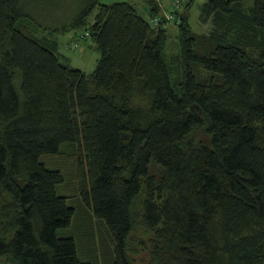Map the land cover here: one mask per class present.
Segmentation results:
<instances>
[{"label": "trees", "instance_id": "1", "mask_svg": "<svg viewBox=\"0 0 264 264\" xmlns=\"http://www.w3.org/2000/svg\"><path fill=\"white\" fill-rule=\"evenodd\" d=\"M24 2L0 0V256L264 264V0H206L204 33L185 2L163 13L145 0L144 16L90 0L47 27ZM170 9L179 56L167 63ZM75 28L100 53L90 73L47 35Z\"/></svg>", "mask_w": 264, "mask_h": 264}, {"label": "rangeland", "instance_id": "2", "mask_svg": "<svg viewBox=\"0 0 264 264\" xmlns=\"http://www.w3.org/2000/svg\"><path fill=\"white\" fill-rule=\"evenodd\" d=\"M89 1L90 0H25L24 4L25 9L37 18L44 27H47L62 24L66 19L70 20L71 16L74 18L86 8ZM117 1L124 0H100L101 3H112ZM133 1L139 13L146 16L148 10L145 0ZM170 1L173 2L172 0H162L165 9H167V5ZM188 1L189 0L185 1V3L179 7L180 12L188 14L189 23L194 32H206L210 27V23H203L199 18L202 6L206 0H194L191 5L187 6L186 3ZM95 13L96 11L88 16V24L92 23ZM173 14L174 22L170 21L167 25L168 39L164 47V57L167 63L175 61L179 56V42L177 39L179 20L176 19V13ZM80 34L84 36L82 39H79ZM47 35L58 41V52L62 56L61 59L67 61L71 67L81 69L87 73H90L95 69L100 53L94 41L87 35L85 28H75L65 33ZM76 40L78 41V47L72 48L71 45H74L73 41ZM74 162V159L56 156L52 158L50 164L55 166L61 165L66 172H71L73 175ZM109 245L110 249V247H112L110 242ZM136 246L138 248V244ZM95 248L98 252L102 251L99 246H96ZM82 249L85 248L83 247ZM0 264H8L7 259L0 256Z\"/></svg>", "mask_w": 264, "mask_h": 264}, {"label": "built area", "instance_id": "3", "mask_svg": "<svg viewBox=\"0 0 264 264\" xmlns=\"http://www.w3.org/2000/svg\"><path fill=\"white\" fill-rule=\"evenodd\" d=\"M186 0H174V4L175 5H180L182 2H185ZM171 7V6H170ZM174 8V7H173ZM172 9V8H171ZM170 9V12L169 13H167L166 15H165V18H166V20L167 21H173L174 20V14H173V12H172V10ZM160 20V18L159 17H156V18H154V19H151V22L152 23H157L158 21Z\"/></svg>", "mask_w": 264, "mask_h": 264}, {"label": "crops", "instance_id": "4", "mask_svg": "<svg viewBox=\"0 0 264 264\" xmlns=\"http://www.w3.org/2000/svg\"><path fill=\"white\" fill-rule=\"evenodd\" d=\"M124 1H128V2H131V3H133L134 5H135V3H134V1L133 0H124ZM159 1V4H160V6H161V8H162V12L164 13L165 12V6L163 5V3H162V0H158ZM163 6H164V8H163ZM168 6V5H167Z\"/></svg>", "mask_w": 264, "mask_h": 264}]
</instances>
